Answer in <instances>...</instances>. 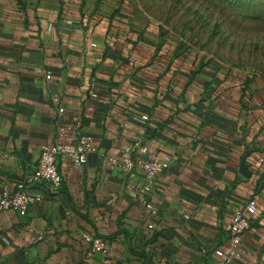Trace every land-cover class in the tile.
<instances>
[{
	"label": "crops",
	"instance_id": "1",
	"mask_svg": "<svg viewBox=\"0 0 264 264\" xmlns=\"http://www.w3.org/2000/svg\"><path fill=\"white\" fill-rule=\"evenodd\" d=\"M88 2L0 0V190L21 182L40 195L24 216L0 213V264H214L249 199L257 211L234 264H264V109L151 28ZM75 132L97 152L82 166L59 158L55 191L32 180L41 147ZM138 140L172 158L149 194L153 215L107 165Z\"/></svg>",
	"mask_w": 264,
	"mask_h": 264
},
{
	"label": "rangeland",
	"instance_id": "2",
	"mask_svg": "<svg viewBox=\"0 0 264 264\" xmlns=\"http://www.w3.org/2000/svg\"><path fill=\"white\" fill-rule=\"evenodd\" d=\"M88 1L104 17L151 28L158 42L222 80L220 88L235 89L242 104L264 109V0Z\"/></svg>",
	"mask_w": 264,
	"mask_h": 264
},
{
	"label": "built area",
	"instance_id": "3",
	"mask_svg": "<svg viewBox=\"0 0 264 264\" xmlns=\"http://www.w3.org/2000/svg\"><path fill=\"white\" fill-rule=\"evenodd\" d=\"M92 46H95V43H92ZM92 95L95 96V94ZM142 118L147 119V116L143 115ZM97 150L98 147L91 136L77 132L68 141H62L59 138L53 143L43 145L31 179L36 182L44 181L51 190L55 191L61 187L63 182V177L58 169L59 158L68 157L75 166H82L86 163L87 155L95 153ZM171 164L170 155L151 152L147 145L139 140L125 144L117 155L107 158L109 169L123 177L127 192L133 199L141 203L150 215L157 211V208L149 200L155 178L168 170ZM136 178H139L137 183L133 181ZM24 187V184L19 182L14 188L6 185L1 188L0 213L4 210H11L24 216L29 207L39 200V194L29 193ZM256 211L255 199L247 200L243 206L237 207L233 211L227 225L225 243L212 251L214 264H234L238 248L246 231L251 226L249 215ZM149 226L151 227V225ZM81 236L83 241L90 246L92 252L108 253L109 247L103 238L86 232H83Z\"/></svg>",
	"mask_w": 264,
	"mask_h": 264
},
{
	"label": "water",
	"instance_id": "4",
	"mask_svg": "<svg viewBox=\"0 0 264 264\" xmlns=\"http://www.w3.org/2000/svg\"><path fill=\"white\" fill-rule=\"evenodd\" d=\"M240 173L243 174V175H247L246 171H245L244 163L241 164Z\"/></svg>",
	"mask_w": 264,
	"mask_h": 264
},
{
	"label": "trees",
	"instance_id": "5",
	"mask_svg": "<svg viewBox=\"0 0 264 264\" xmlns=\"http://www.w3.org/2000/svg\"><path fill=\"white\" fill-rule=\"evenodd\" d=\"M62 186V185H61ZM96 236H98V235H96ZM99 237H101V236H99ZM101 238H103V237H101ZM104 239V238H103Z\"/></svg>",
	"mask_w": 264,
	"mask_h": 264
}]
</instances>
